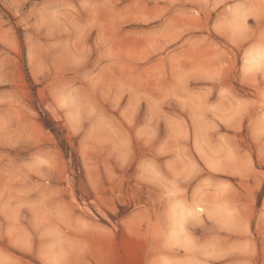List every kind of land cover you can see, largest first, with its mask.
Here are the masks:
<instances>
[{
	"label": "rangeland",
	"instance_id": "374dc122",
	"mask_svg": "<svg viewBox=\"0 0 264 264\" xmlns=\"http://www.w3.org/2000/svg\"><path fill=\"white\" fill-rule=\"evenodd\" d=\"M261 66L264 0H0V264H264Z\"/></svg>",
	"mask_w": 264,
	"mask_h": 264
},
{
	"label": "snow or ice",
	"instance_id": "6c2138e0",
	"mask_svg": "<svg viewBox=\"0 0 264 264\" xmlns=\"http://www.w3.org/2000/svg\"><path fill=\"white\" fill-rule=\"evenodd\" d=\"M259 71L264 72V66H261V67L259 68ZM262 170H264V169H262Z\"/></svg>",
	"mask_w": 264,
	"mask_h": 264
},
{
	"label": "bare ground",
	"instance_id": "6f19581e",
	"mask_svg": "<svg viewBox=\"0 0 264 264\" xmlns=\"http://www.w3.org/2000/svg\"><path fill=\"white\" fill-rule=\"evenodd\" d=\"M193 210V209H192ZM199 210H201V207H199V206H197L196 207V211H199ZM189 211V210H188ZM193 212H194V210H193Z\"/></svg>",
	"mask_w": 264,
	"mask_h": 264
}]
</instances>
